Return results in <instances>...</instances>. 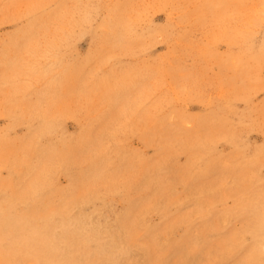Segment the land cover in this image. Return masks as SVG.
Returning <instances> with one entry per match:
<instances>
[{"label": "rangeland", "instance_id": "374dc122", "mask_svg": "<svg viewBox=\"0 0 264 264\" xmlns=\"http://www.w3.org/2000/svg\"><path fill=\"white\" fill-rule=\"evenodd\" d=\"M0 264H264V0H0Z\"/></svg>", "mask_w": 264, "mask_h": 264}]
</instances>
